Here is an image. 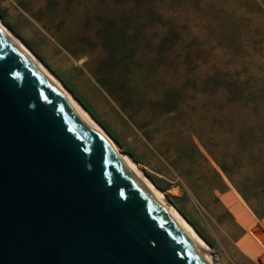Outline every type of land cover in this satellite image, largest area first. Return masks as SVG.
<instances>
[{
  "label": "rangeland",
  "instance_id": "1",
  "mask_svg": "<svg viewBox=\"0 0 264 264\" xmlns=\"http://www.w3.org/2000/svg\"><path fill=\"white\" fill-rule=\"evenodd\" d=\"M0 16L163 188L216 264H264V215L224 169L264 199L251 184L264 180V0H0Z\"/></svg>",
  "mask_w": 264,
  "mask_h": 264
},
{
  "label": "water",
  "instance_id": "2",
  "mask_svg": "<svg viewBox=\"0 0 264 264\" xmlns=\"http://www.w3.org/2000/svg\"><path fill=\"white\" fill-rule=\"evenodd\" d=\"M0 264H216L163 188L1 16Z\"/></svg>",
  "mask_w": 264,
  "mask_h": 264
},
{
  "label": "trees",
  "instance_id": "3",
  "mask_svg": "<svg viewBox=\"0 0 264 264\" xmlns=\"http://www.w3.org/2000/svg\"><path fill=\"white\" fill-rule=\"evenodd\" d=\"M225 171L229 174V176L232 178V180L234 181L236 187L238 188V190L241 192V194L244 196V198L249 202V204L252 206V208L254 209V211L259 214V215H264V203L263 200L260 196H259V191H254L253 193H250L249 191V186L246 183H243V185H241L239 182L236 181V179H233L231 173L229 172V170L224 167ZM251 184L253 185L254 188L263 187L264 190V180L263 181H251ZM253 196L259 198L260 202L259 203H255L253 202ZM264 198V196H263Z\"/></svg>",
  "mask_w": 264,
  "mask_h": 264
},
{
  "label": "bare ground",
  "instance_id": "4",
  "mask_svg": "<svg viewBox=\"0 0 264 264\" xmlns=\"http://www.w3.org/2000/svg\"><path fill=\"white\" fill-rule=\"evenodd\" d=\"M82 61V60H81ZM49 69V68H48ZM50 70V69H49ZM51 71V70H50ZM52 72V71H51ZM53 73V72H52ZM54 74V73H53ZM55 75V74H54ZM56 76V75H55ZM57 77V76H56ZM58 78V77H57ZM59 79V78H58ZM60 80V79H59ZM60 82L63 84V82L60 80ZM71 92V91H70ZM73 94V93H72ZM115 139V138H114ZM116 140V139H115ZM117 141V140H116ZM118 143V142H117ZM119 144V143H118ZM120 146V145H119ZM120 148H121V146H120ZM122 149V148H121ZM123 150V149H122ZM126 155H128L130 158H132L133 160H134V158L133 157H131L129 154H127L126 152H124ZM135 161V160H134ZM136 162V161H135ZM137 163V162H136ZM139 165V164H138ZM151 178V177H150ZM224 199H225V201H226V203L230 206L232 203H234V200L231 198V197H228L227 195H225V197H224ZM172 202V201H171ZM173 203V202H172ZM173 206L175 207V209L183 216V217H185L179 210H178V208L175 206V204L173 203ZM234 213V215L236 214L235 212H233ZM235 217H236V219L239 221V222H241L240 221V218L237 216V215H235ZM186 218V217H185ZM187 219V218H186ZM188 220V219H187ZM189 221V220H188ZM190 222V221H189ZM193 224V223H192ZM241 224V223H240ZM194 225V224H193ZM225 225V224H224ZM223 225V226H224ZM242 225V224H241ZM195 226V225H194ZM243 226V225H242ZM221 227V226H220ZM222 228V227H221ZM244 228V227H243ZM246 229V233H245V235L241 238V240H239L238 241V244L242 247V249L243 250H245V248H246V244H245V240H246V238L248 237V236H250V234H251V229L250 228H245ZM226 232V231H225ZM239 233V231L238 230H234V235L235 234H238ZM236 243V242H235ZM237 244V243H236ZM211 250H212V248H211ZM212 255H213V253H212ZM213 258H214V256H213ZM215 260V259H214Z\"/></svg>",
  "mask_w": 264,
  "mask_h": 264
}]
</instances>
